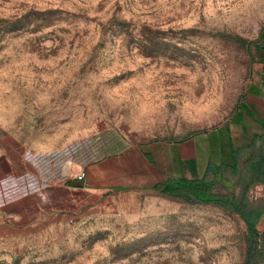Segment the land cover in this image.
<instances>
[{
    "label": "rangeland",
    "instance_id": "obj_1",
    "mask_svg": "<svg viewBox=\"0 0 264 264\" xmlns=\"http://www.w3.org/2000/svg\"><path fill=\"white\" fill-rule=\"evenodd\" d=\"M263 32L264 0H0V264H245L234 213L74 183L228 124Z\"/></svg>",
    "mask_w": 264,
    "mask_h": 264
},
{
    "label": "trees",
    "instance_id": "obj_2",
    "mask_svg": "<svg viewBox=\"0 0 264 264\" xmlns=\"http://www.w3.org/2000/svg\"><path fill=\"white\" fill-rule=\"evenodd\" d=\"M255 49V53L249 49L251 64L262 66L260 78L264 87V57L261 54L264 51V40ZM239 103L234 116L237 119L243 118L246 113L245 100L242 99ZM261 126L264 133V121H261ZM222 135L225 142L223 161L219 165L210 163L202 178L167 176L153 190L191 205L213 204L238 215L247 226L248 249L245 264H260L264 260V233L257 227L264 216V199L254 203L248 196L253 188L264 186V134L253 137L249 145L239 148L233 143L229 126L223 129ZM217 186L223 187L227 192H216Z\"/></svg>",
    "mask_w": 264,
    "mask_h": 264
},
{
    "label": "crops",
    "instance_id": "obj_3",
    "mask_svg": "<svg viewBox=\"0 0 264 264\" xmlns=\"http://www.w3.org/2000/svg\"><path fill=\"white\" fill-rule=\"evenodd\" d=\"M254 86L250 95L251 102H245L246 113L243 118L233 117L228 121V124L207 138H191L175 145L166 144L161 148L164 155L162 159L155 154L154 150L149 149L142 155L133 154L129 158L132 164L127 166L114 168L102 166V163L107 159L90 163L88 168H92V170L88 171L86 175L85 187L97 188L104 192L105 196L110 197L129 193L153 192L157 196L171 198L159 194L153 188L163 182L167 176L202 178L210 163L219 165L223 161L222 138L224 137L222 131L224 128L229 126L236 148L247 146L253 137L264 134L261 126V121H264V89L257 87L258 84H254ZM232 131L236 132L235 138ZM261 223H264V216Z\"/></svg>",
    "mask_w": 264,
    "mask_h": 264
},
{
    "label": "water",
    "instance_id": "obj_4",
    "mask_svg": "<svg viewBox=\"0 0 264 264\" xmlns=\"http://www.w3.org/2000/svg\"><path fill=\"white\" fill-rule=\"evenodd\" d=\"M76 188H84L85 187V182L84 181H77L75 183Z\"/></svg>",
    "mask_w": 264,
    "mask_h": 264
},
{
    "label": "built area",
    "instance_id": "obj_5",
    "mask_svg": "<svg viewBox=\"0 0 264 264\" xmlns=\"http://www.w3.org/2000/svg\"><path fill=\"white\" fill-rule=\"evenodd\" d=\"M86 178V175L80 176L77 178V181H84Z\"/></svg>",
    "mask_w": 264,
    "mask_h": 264
}]
</instances>
